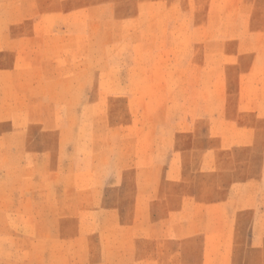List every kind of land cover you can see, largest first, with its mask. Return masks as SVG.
<instances>
[{
    "label": "rangeland",
    "instance_id": "374dc122",
    "mask_svg": "<svg viewBox=\"0 0 264 264\" xmlns=\"http://www.w3.org/2000/svg\"><path fill=\"white\" fill-rule=\"evenodd\" d=\"M0 264H264V0H0Z\"/></svg>",
    "mask_w": 264,
    "mask_h": 264
}]
</instances>
